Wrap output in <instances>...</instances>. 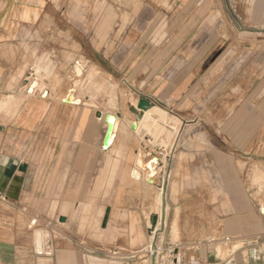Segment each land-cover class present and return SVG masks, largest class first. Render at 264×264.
<instances>
[{
    "label": "crops",
    "instance_id": "crops-1",
    "mask_svg": "<svg viewBox=\"0 0 264 264\" xmlns=\"http://www.w3.org/2000/svg\"><path fill=\"white\" fill-rule=\"evenodd\" d=\"M230 12L214 0H0V264H264V203L246 180L264 162L263 63L240 54L232 79L228 61L224 87L244 95L221 117L229 143L215 145V45L230 42L216 29ZM104 78L128 103L101 108ZM140 98L153 107L137 122ZM97 111L121 115L106 151ZM139 152L159 161L153 185L129 176ZM103 181L109 197L90 199ZM87 218L93 237L77 229Z\"/></svg>",
    "mask_w": 264,
    "mask_h": 264
},
{
    "label": "rangeland",
    "instance_id": "rangeland-1",
    "mask_svg": "<svg viewBox=\"0 0 264 264\" xmlns=\"http://www.w3.org/2000/svg\"><path fill=\"white\" fill-rule=\"evenodd\" d=\"M214 4L219 9L223 6L230 7V22L229 27L217 28V34L224 35L226 37L229 32L228 39L230 42L226 44H216L215 51L216 55L219 59L216 60V82H215V124H214V133H215V145H222L225 141L229 143L228 139H224L225 127L222 123V116L224 114H228L234 108L235 103L238 102L240 95H244L243 93H239V91L235 90L234 92H230L227 87H224V82L228 80V77L224 75V68L228 66V61L231 62L230 76L233 79L234 76L238 75L240 65L239 63V55L246 57L245 63H248V69L258 68L259 63H263L264 67V0H214ZM243 4L242 11H239V5ZM217 16H219L217 14ZM221 19V18H220ZM228 19V18H227ZM222 20V19H221ZM220 20V21H221ZM229 21V20H228ZM256 58V59H255ZM218 63V64H217ZM228 69V68H227ZM89 80V78H88ZM233 85L239 84L237 79L232 81ZM89 88V85H88ZM116 86L110 85L105 78L103 82V92H102V101L101 108L104 111L109 109H116L119 101L125 103L126 94L122 91L115 90ZM87 90V94H89V100L87 103L96 105L94 94L89 93ZM229 94V95H228ZM100 102V101H99ZM94 103V104H93ZM98 110V109H97ZM124 114L127 117H130L127 110L124 108ZM164 124L166 120L158 118ZM155 125L152 122V126ZM206 126V125H204ZM155 127V126H154ZM203 126H199V131L203 130ZM176 132V128H175ZM201 142V141H199ZM229 145V144H228ZM170 147H166L165 151H167ZM146 165V164H145ZM262 168L260 166L252 165L246 173V180L251 186V194L252 199H263L264 203V162L262 163ZM136 167V166H135ZM134 167V168H135ZM241 168V166H240ZM107 169V167H106ZM134 170V169H133ZM158 169V174H159ZM161 171V170H160ZM158 174H156L158 177ZM147 179V178H146ZM156 179V178H155ZM155 182V180H154ZM111 181L105 182L103 181V185L96 188H88L87 194L90 199H107L109 197L110 185ZM257 186V189H256ZM90 191V192H89ZM256 192V193H255ZM159 197H157L158 199ZM33 199H24L22 200L23 205L18 211L20 219H25V226H30L31 221L34 219L35 213L37 210L32 205ZM160 201V199H158ZM35 209V210H34ZM86 213L88 216H92L94 210L87 208ZM264 212V211H262ZM77 229L86 234L88 237H93L96 233H98L99 227L94 219H83L81 221H77ZM103 245L107 244L106 241H100ZM109 244V243H108ZM160 257V255H159Z\"/></svg>",
    "mask_w": 264,
    "mask_h": 264
},
{
    "label": "water",
    "instance_id": "water-1",
    "mask_svg": "<svg viewBox=\"0 0 264 264\" xmlns=\"http://www.w3.org/2000/svg\"><path fill=\"white\" fill-rule=\"evenodd\" d=\"M37 86V82L36 81H33L30 85V87L28 88V92L31 93L32 92V89L34 87ZM126 101L128 103V96H126ZM74 103H80L79 100H77V102L75 101ZM84 105H87V106H90L94 109H98V107L96 105H92V104H89L87 102H83ZM153 107L152 103L145 99V98H140L139 101H138V104H137V109L139 110V113L136 115V120L137 122H140L143 118V115L145 112H147L149 109H151ZM95 116L96 118L100 119L102 117V112L101 111H97L95 113ZM120 114H117V115H111V114H106L104 116V123L107 125V130H106V133H105V136H104V139H103V143H102V148L103 150H108L109 148V139L112 135V132H113V124H114V121L115 119L117 118H120ZM136 125H132V129H135ZM114 137V136H113ZM138 159H141V152H139L138 154V157H137V160ZM137 162V161H136ZM153 163H158L159 164V161L156 157H153L152 159H150L148 161V164H153ZM147 164V165H148ZM137 165V163H135V166ZM20 172H24L25 171V167L24 166H21L19 168ZM146 183L148 184H151L153 185L154 182L152 181V179H150L149 181H146ZM264 211V210H263ZM106 214H108V211H106ZM262 214L264 215V212H262ZM60 222H64V219L63 218H60L59 219ZM156 222H157V219L156 217H150V225H151V230L154 231L155 229V226H156ZM106 224V218L103 219V226H105Z\"/></svg>",
    "mask_w": 264,
    "mask_h": 264
},
{
    "label": "bare ground",
    "instance_id": "bare-ground-1",
    "mask_svg": "<svg viewBox=\"0 0 264 264\" xmlns=\"http://www.w3.org/2000/svg\"><path fill=\"white\" fill-rule=\"evenodd\" d=\"M82 68V67H81ZM77 73V72H76ZM80 73V72H79ZM79 75V74H78ZM37 91V90H36ZM9 97V96H8ZM69 103H74L75 101L77 102L76 99H74L73 96H70L69 98ZM74 99V101L72 100ZM8 100V99H7ZM17 101V100H16ZM94 104V103H93ZM132 105V104H131ZM8 110V109H7ZM104 116H105V113L102 112V120L104 119ZM116 119L114 121V124H113V132H112V135L109 139V145L112 141V138H113V135L115 133V128H116ZM152 159V158H150ZM142 162H145V161H141V160H137V165L136 167L134 168V170H132L131 172H129V176L132 178V179H135V180H138L139 178L143 177V181H149L150 179H152V181L154 182L155 178H157L156 174H158V163H153V164H148V162L146 163V165H144ZM148 164V165H147ZM147 178V179H146ZM158 195V194H157ZM159 199V198H158ZM157 201V200H156ZM37 241H38V238H37ZM222 253V252H221ZM178 256V255H177Z\"/></svg>",
    "mask_w": 264,
    "mask_h": 264
},
{
    "label": "built area",
    "instance_id": "built-area-1",
    "mask_svg": "<svg viewBox=\"0 0 264 264\" xmlns=\"http://www.w3.org/2000/svg\"><path fill=\"white\" fill-rule=\"evenodd\" d=\"M157 247L156 245H151V247L149 248V251L147 252L148 255L151 257V258H155L156 255H157ZM152 260V259H151ZM152 264V263H151ZM153 264H157L156 261L154 260L153 261ZM184 264H195V259L193 257L189 258L188 259V262L184 263Z\"/></svg>",
    "mask_w": 264,
    "mask_h": 264
}]
</instances>
